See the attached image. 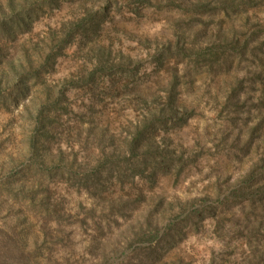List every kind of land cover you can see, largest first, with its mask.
I'll return each instance as SVG.
<instances>
[{
	"label": "rangeland",
	"instance_id": "1",
	"mask_svg": "<svg viewBox=\"0 0 264 264\" xmlns=\"http://www.w3.org/2000/svg\"><path fill=\"white\" fill-rule=\"evenodd\" d=\"M187 3L69 0L60 9L44 8L30 29L15 39L0 40L5 54L0 92L5 93L10 85L19 88L6 61L15 63L24 43L63 31L62 26L82 18L86 8L105 13L96 35L78 36L67 45L43 75V85L29 83L33 88L16 103L0 105V186L8 175L28 165L40 164L51 172L54 167H69L75 158L73 168H79L86 155L99 152L96 142L104 129L112 140L106 151L120 150L138 118L162 112L174 70L181 106L178 115L152 133L151 143L170 151L168 171L112 184L95 195L49 172L35 195L36 203L43 198L40 210L39 205L29 208L28 201H13L8 190H2L0 262L15 247L10 235L20 234L21 238L15 237L23 242L22 257L28 258L22 264H264V209H252L231 195L251 172L255 177L264 175V73H254L260 65L252 56L240 62L235 57L229 71L214 74L193 58L166 62L160 68L152 61L154 49L181 32L191 37L195 30L206 28L211 34L230 23L242 26V38L264 30V0H250L244 11L228 16L213 10L195 18L187 12ZM2 11L10 13L6 0H0ZM263 36L257 33L251 44ZM116 54L138 64L133 83L111 71L97 72L94 81L86 78L98 58L106 55L113 60ZM236 79H242L239 88ZM45 88L64 97L55 112L56 122L48 127L53 138L40 139L36 151L31 139L38 138L35 120ZM60 152L63 159L58 161ZM192 204L210 206L212 212L186 219L182 208ZM152 228L160 235L150 242L136 234L138 229L152 233ZM171 229L180 234L168 241ZM166 230L169 234L161 238Z\"/></svg>",
	"mask_w": 264,
	"mask_h": 264
},
{
	"label": "trees",
	"instance_id": "2",
	"mask_svg": "<svg viewBox=\"0 0 264 264\" xmlns=\"http://www.w3.org/2000/svg\"><path fill=\"white\" fill-rule=\"evenodd\" d=\"M68 1L6 0V6L10 10V13L0 12V40L3 38L15 39L18 35L30 29L31 26L29 24L40 16L44 8L48 9V11L60 9L62 4ZM210 1L187 0L186 10L188 13L192 12L193 18L196 16L200 17L205 12L213 10L225 11L228 16L231 13L244 11V7L250 0H214L212 2V4H215L213 8L210 6ZM103 15L105 13L101 9L94 11L86 8L83 17L79 18V20L65 23L62 26L63 31H50L37 42L24 43L21 48V56L16 59L15 63L9 60L6 61L10 67V72L16 75L15 79H18L20 82L19 88L17 89L14 85H10L6 89V91L8 90L7 92H0V105L3 104L8 107L9 104L16 103L33 88L29 83H32L34 86L43 85V75L53 68L55 59L62 55V51L67 45H71L78 36L88 38L89 36L96 35ZM241 27L233 26L230 23L229 27H219L211 34H208V29L199 28L192 32L191 37L181 32L175 40H168L166 43H162L161 47H156L152 55V61L155 63V68H160L166 62L169 64L174 61L175 64H178L186 58H193L197 63L205 67L209 73L220 74L229 71L235 57L240 62L243 58L247 57L248 60L252 56L256 60L257 65H260L258 66L260 70L257 72L256 69L254 70V73L259 76L264 73V36L260 40H256V44L253 45L251 44V40L257 36V33L264 34V30L256 31L252 35H245V38H242L244 32ZM188 38L190 39L191 46H187ZM4 58L3 48L0 47V64ZM113 58V60H109L106 55L98 58L96 66L88 73L86 78L94 81L97 78V72L110 75L108 72L111 71L114 74L122 75L128 83H133L134 79L138 77V64L131 62L129 59L127 60L125 57L117 56V54ZM97 67L98 69L96 70ZM1 74L3 75L4 73L1 71ZM176 79L177 71L174 70L172 79L167 84V96L165 97L162 112H149L138 118L135 123L132 121L134 125L132 126L133 132L131 137L125 139L126 141L124 140V146L120 150L117 147H111L109 151H106L112 140L107 139L104 129L100 132V138L96 142V148L99 149V152L95 156L86 155L84 162L78 164L81 165L83 163L81 166H78L79 168H73V165H76L75 158L70 161L69 167H54L51 172L45 171L40 164L36 166L28 165L19 169L12 176L8 175L2 181L3 186H0V194L3 193L2 190L7 189L8 194L6 195L13 201L24 203L28 201L27 205L29 208L34 209V205H37V207L39 205L40 210L44 207L43 198L41 197L40 201L36 203L35 195L39 194L40 192L38 191L42 190L41 186L45 178L44 176L48 175L49 172L50 176H65L66 179H69L72 186L83 187L88 193L95 195L103 193L112 184L120 185L125 183V181H133L135 177L150 179L160 169L163 172L165 170L168 171L172 162L167 158V154L170 151L166 148L160 149L159 146L151 143V141L154 131L157 132L159 127L167 125L173 117L179 114L178 108H181V106L176 97ZM241 82L242 79L235 81V88H239ZM43 91L45 98L37 106V108L41 109L38 110L34 128V130L38 131V138L31 139L32 149L36 151L39 150L37 144L40 143V139H45L46 137L53 138L48 127L56 122L57 115L55 112H57L56 110H58L60 105L59 102L64 97L60 93L53 95L49 88H45ZM179 119L178 121H180ZM42 148L44 149L45 146L41 145L40 149ZM59 156H57V160L61 161L63 153L60 152ZM262 171H264V167L261 168ZM255 175V171L251 172L250 177L245 179L242 186L231 195L232 198H235L234 201L241 199L244 202H248V205L252 209L256 207L264 209V175L262 174L258 177H255ZM28 182L31 184L26 188L25 185ZM13 185L15 186L11 188L10 186ZM182 211H187L186 219H200L203 215H209L212 212L210 206H204V204H200L198 207L192 204L188 209L183 207ZM138 230L136 234L141 235L139 238L143 241L150 242L154 237L160 235V230L157 228L155 230L153 228L150 229L153 232L149 234H147V230L144 231L142 229L140 232ZM166 231L163 232L161 238L164 237L165 233L169 234V231H174L168 241L173 240L176 235L180 234V232L176 233L177 230L175 229ZM15 235H10V239H14L15 241V247L12 245L11 249L7 250L8 253L3 256L4 262L8 264H22L28 261V258L22 257L23 242L18 241ZM16 236L21 238L20 234ZM145 237L148 238L146 239ZM4 262H0V264H4Z\"/></svg>",
	"mask_w": 264,
	"mask_h": 264
}]
</instances>
